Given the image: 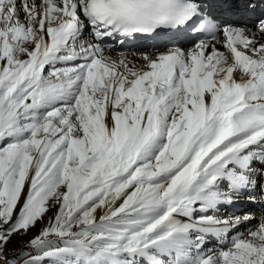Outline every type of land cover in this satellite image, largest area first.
Returning a JSON list of instances; mask_svg holds the SVG:
<instances>
[{"label":"snow or ice","instance_id":"6c2138e0","mask_svg":"<svg viewBox=\"0 0 264 264\" xmlns=\"http://www.w3.org/2000/svg\"><path fill=\"white\" fill-rule=\"evenodd\" d=\"M0 264H264V0H0Z\"/></svg>","mask_w":264,"mask_h":264},{"label":"rangeland","instance_id":"374dc122","mask_svg":"<svg viewBox=\"0 0 264 264\" xmlns=\"http://www.w3.org/2000/svg\"><path fill=\"white\" fill-rule=\"evenodd\" d=\"M47 221H45V224ZM44 227V224H37L36 228H33L26 236L23 237H13L12 242L9 244V250H12L13 248L19 246L21 243L29 239L32 235H35L40 228Z\"/></svg>","mask_w":264,"mask_h":264},{"label":"bare ground","instance_id":"6f19581e","mask_svg":"<svg viewBox=\"0 0 264 264\" xmlns=\"http://www.w3.org/2000/svg\"><path fill=\"white\" fill-rule=\"evenodd\" d=\"M141 43H143V44H145V45H149V44H151V43H153V41H142ZM138 47V45H131V46H129V47H126V51H134L136 48ZM119 50H121V49H119ZM55 210L53 209V211L52 212H49L48 213V215L49 216H51L52 214H53V212H54ZM240 214H242V213H237V215H240ZM45 221H47V218H45ZM207 247L208 248H218L219 246L212 240L208 245H207Z\"/></svg>","mask_w":264,"mask_h":264}]
</instances>
